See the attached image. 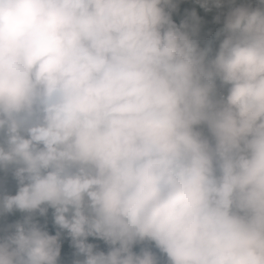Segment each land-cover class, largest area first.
<instances>
[{
	"label": "clouds",
	"instance_id": "obj_1",
	"mask_svg": "<svg viewBox=\"0 0 264 264\" xmlns=\"http://www.w3.org/2000/svg\"><path fill=\"white\" fill-rule=\"evenodd\" d=\"M0 264H264V0H0Z\"/></svg>",
	"mask_w": 264,
	"mask_h": 264
}]
</instances>
